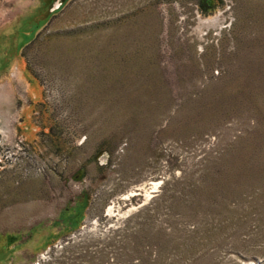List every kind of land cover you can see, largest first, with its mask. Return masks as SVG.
Returning <instances> with one entry per match:
<instances>
[{
	"label": "rangeland",
	"instance_id": "rangeland-1",
	"mask_svg": "<svg viewBox=\"0 0 264 264\" xmlns=\"http://www.w3.org/2000/svg\"><path fill=\"white\" fill-rule=\"evenodd\" d=\"M201 1L0 0V264H264V0Z\"/></svg>",
	"mask_w": 264,
	"mask_h": 264
},
{
	"label": "trees",
	"instance_id": "trees-1",
	"mask_svg": "<svg viewBox=\"0 0 264 264\" xmlns=\"http://www.w3.org/2000/svg\"><path fill=\"white\" fill-rule=\"evenodd\" d=\"M212 0H202L201 2H200V6H201V10L204 12V13H208L209 11H208V9L209 8H211V7H209L208 6V4H209V2H211ZM216 3H221V2H219V1H216Z\"/></svg>",
	"mask_w": 264,
	"mask_h": 264
},
{
	"label": "bare ground",
	"instance_id": "bare-ground-1",
	"mask_svg": "<svg viewBox=\"0 0 264 264\" xmlns=\"http://www.w3.org/2000/svg\"><path fill=\"white\" fill-rule=\"evenodd\" d=\"M154 188H157V185H154ZM131 196L134 195V194H130Z\"/></svg>",
	"mask_w": 264,
	"mask_h": 264
}]
</instances>
